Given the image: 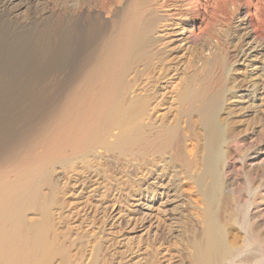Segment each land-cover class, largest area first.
Masks as SVG:
<instances>
[{
    "label": "bare ground",
    "instance_id": "bare-ground-1",
    "mask_svg": "<svg viewBox=\"0 0 264 264\" xmlns=\"http://www.w3.org/2000/svg\"><path fill=\"white\" fill-rule=\"evenodd\" d=\"M17 1L20 5L15 4ZM69 1L74 4L71 3V19L67 18L63 7L64 12L59 11L37 24L36 21L10 18L22 6L27 7L37 0H0V68L29 85V98L61 100L57 116L52 115L53 118L38 125L30 134L28 132L24 137L25 145L19 148V143L13 156L12 151L11 157L6 150L0 153L1 160L6 158L7 163L0 167V264H53L56 260L60 264H74L63 245L67 243L60 244L57 235L52 237L56 232L53 210L66 208L70 203L67 199L74 196L72 192L78 185L90 188L93 176L99 185L94 191L102 189L103 182L111 178L110 172L126 178H120L124 180L121 185L117 183L123 191L133 186L135 174H143L146 179L150 177L158 186L178 163L189 167L191 162L184 159L181 152L186 128L194 121L199 122V137L204 138L200 146V152L203 151L200 164L204 171L197 181L207 198V221L202 241L193 245V264H248L249 257L235 262L241 251L232 248L236 245L226 244L214 216V205L222 193L219 165L229 138L220 118L226 111L224 102L232 92L225 87L231 67L224 51H220L221 45L214 48L209 57H200L201 64L196 68L190 66L188 69L187 66L181 71L180 64L184 61L177 60L178 50L167 37L173 21L185 17L184 40L191 42L201 24L198 21L201 0H65L64 4ZM249 14L251 17L250 10ZM258 16L255 22L251 20L253 38H260L263 32L261 14ZM171 33L176 34V31ZM8 53L16 59L4 57ZM244 56L240 54L238 64H245ZM260 60L257 57L254 64L251 61L245 66L251 72H260L263 69ZM51 74H56L57 87L47 92V89L42 90V85L38 89ZM176 79H180L179 83L171 88ZM65 84L71 87L70 92L62 89ZM256 90L260 91L253 85L251 91ZM159 113L162 114L157 117ZM184 118L186 128L182 125ZM105 156L111 158L110 162ZM160 164H164L162 174L157 170ZM57 168L66 177L69 175V180L74 179L72 185L66 177L63 185L56 183ZM178 170L180 173V168ZM205 176L212 178L209 185L204 184ZM103 188L108 195L110 187ZM26 213L35 214L36 219L28 221ZM92 264L98 263L94 260Z\"/></svg>",
    "mask_w": 264,
    "mask_h": 264
},
{
    "label": "rangeland",
    "instance_id": "rangeland-1",
    "mask_svg": "<svg viewBox=\"0 0 264 264\" xmlns=\"http://www.w3.org/2000/svg\"><path fill=\"white\" fill-rule=\"evenodd\" d=\"M37 1L34 4L31 3L32 5L28 4L27 7L25 6L26 8L22 6L19 12L11 14L10 18H19L30 23L36 21L38 24L41 20L55 16L59 11H65L67 18L71 19L73 2L69 1L64 4L65 0ZM20 3V1H17L15 4L20 5ZM63 7L64 11L62 10ZM67 9L71 11H67ZM248 10L251 11V17L250 14L248 15ZM256 12L259 16L261 14L262 19H260L263 21H260L264 32V0H201L198 2V14L200 13L198 21L201 24L192 36L191 42L184 40L185 17L181 18V21H173V26L170 27L171 30L169 29L167 35L173 48L178 50L177 60L180 63L184 61L180 64L181 71L184 68L187 69V66L188 69H190V66H192V69L196 68L201 64L200 57H209L211 52L221 45L223 48L220 47V51H224L223 53L231 67L230 74L225 80V87L232 92L227 96L228 101L224 102L226 111L220 118L229 138L227 145L225 144L223 147L224 156L219 165L222 193L214 205V216L217 224L221 227L226 244L230 247L236 245L232 248L241 251V255L235 262L245 261L249 257L248 264H264V37H261L264 36V33L261 32L260 38L259 36L257 38L252 36L255 33L252 22H255L254 18L258 16ZM173 31H176V34L171 33ZM240 54L245 55V64L242 61L241 64H238ZM14 55L17 57L16 54ZM4 57L12 60L16 59L11 56V53L5 54ZM257 57L261 59L260 62L263 64V66L262 64L259 65L263 68L260 71L261 73L259 71L251 72L245 66L249 65L251 61L254 64ZM233 67L234 69H232ZM4 70L5 68H0V153L3 154L5 150L6 153L12 151L13 156V153H16L21 146L25 145L26 141L24 140L28 136V132L30 134L38 125L50 120L53 116H57L61 100L54 97L40 100L29 98L31 91L29 85L18 81L12 74ZM40 73L42 74V72ZM51 76H54V79ZM49 77L46 76L45 81L47 82L43 80L44 84L38 85L39 88L38 86L37 88L41 89L42 85V90L44 89L45 92L47 89V92L49 88L52 90L53 86V88L57 87L54 81L56 80V74H51ZM179 80L176 79L171 88H175ZM67 85L69 86V84ZM253 85H256L260 91H251ZM68 86L65 84L62 89L70 92L72 89ZM260 86L262 87L260 88ZM233 96L235 97L232 98ZM241 97L242 99H240ZM161 114L159 113L157 117ZM185 121L186 118H184V122L182 121L184 128H186ZM199 129L201 130L199 122L194 121L189 123V128H186L188 133L186 131L184 134L185 142L181 153L184 159H189L188 162H191V167L190 165L184 167L181 163H178L180 167L176 165V168L172 169L162 183L157 184L159 187L156 186L157 182L150 177L146 179L143 174H135V178L132 177L133 186L121 191V186L119 187L117 183L121 185L126 178L110 172V179L114 182L110 179L105 182L99 180L98 182H103L104 185H101V190L94 191V187L97 189L99 185L96 183L97 178H94V173H92V188L78 185L75 189L77 193L72 192L74 196L72 195V198L67 199V202L70 203H67L66 208L64 207L61 211L58 209L53 210L55 212L54 218L58 222L55 221L54 229L56 232L52 237L56 238L57 235L60 244L64 241L67 243V246L65 243L63 245L68 250L71 260L73 259V262H75L74 264H85L86 261V264H92L94 260L98 264L100 261V264H193V245L202 241L207 221V198L200 191L201 188L197 181L204 171L203 164L201 163L202 166L200 164L203 155V151L200 152V150H202L204 138L201 140V137H199V133H201ZM196 133L198 134L194 135ZM190 137H192V140ZM199 152L198 157H201H195ZM10 154L11 152L8 153L11 157ZM108 157L105 156V160L110 162L111 158ZM2 160L0 162L1 168L4 164H7L5 163L6 158L5 161ZM229 164L230 166H228ZM159 166L157 168L158 174H162L164 164ZM177 168H180L182 172L185 171L179 173ZM62 173L61 169L57 168L54 175L55 181L59 185H63L69 180V175L66 177ZM121 177L124 180L120 179ZM73 181L74 179H70L68 182L72 185ZM211 182L212 178L205 176L204 184L209 185ZM153 183H155V187L152 185ZM104 186L110 187L108 195L103 191L105 190ZM68 213H71V216ZM25 217L28 221L32 218L36 219L35 214L30 216L29 213H26ZM67 223L68 226H66ZM250 237L251 239H249ZM246 244H250V246ZM75 246L76 248L78 246L82 252L78 248L75 249ZM247 251H250L253 255L247 253ZM76 256L77 258L74 260ZM57 262L60 261L56 260L53 264Z\"/></svg>",
    "mask_w": 264,
    "mask_h": 264
}]
</instances>
